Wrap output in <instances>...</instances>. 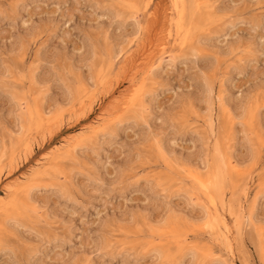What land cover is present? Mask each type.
<instances>
[{"label": "rangeland", "instance_id": "374dc122", "mask_svg": "<svg viewBox=\"0 0 264 264\" xmlns=\"http://www.w3.org/2000/svg\"><path fill=\"white\" fill-rule=\"evenodd\" d=\"M0 195V264H264V0H0Z\"/></svg>", "mask_w": 264, "mask_h": 264}, {"label": "bare ground", "instance_id": "6f19581e", "mask_svg": "<svg viewBox=\"0 0 264 264\" xmlns=\"http://www.w3.org/2000/svg\"><path fill=\"white\" fill-rule=\"evenodd\" d=\"M162 1V0H161ZM198 2V1H197ZM172 3V2H171ZM166 6V5H165ZM167 8V7H166ZM160 9V8H159ZM157 10H158V8H157ZM153 11H156V10H153ZM154 17H156L154 14H152ZM177 15V14H176ZM160 16V15H159ZM159 16H157V17H159ZM165 16V15H164ZM164 16H162V17H164ZM156 17V18H157ZM154 20H156V19H154ZM151 21V20H150ZM156 25V24H155ZM154 26V25H153ZM158 33V32H157ZM156 38V37H155ZM150 40V39H149ZM151 40H154V39H151ZM147 41L146 43H143V46H141L142 47V50H140L139 51V53L137 54L138 56L141 54V55H143L144 57L142 58L141 56H140V59L142 58V60H139V57H137V56H134L133 58H131L130 60H131V67L132 68H134L135 70L137 69V68H141V67H143V65H144V67L146 66H149L152 62H153V60H154V57H155V50H153V45L154 44H152V41ZM153 46V47H152ZM117 55V54H116ZM138 58V59H137ZM144 62H146V63H144ZM144 63V64H143ZM128 65V64H127ZM126 65V66H127ZM129 66V67H130ZM124 67H125V65H124ZM132 68L129 70V71H126V70H123V68H122V70H123V75H122V78H124V77H126V76H129L130 75V79H129V82H131V90H127V92L129 91H131L132 93H133V96H131V98L130 99H134V97H135V95L138 93V89L140 88H138V86L136 87V85H135V83H134V79H135V75H136V73H137V70H136V72H135V70L133 69V71H132ZM140 71V70H139ZM121 72V71H120ZM117 76H118V74H117ZM118 78V77H117ZM119 79V78H118ZM124 80V79H123ZM116 81V80H115ZM120 83V82H119ZM142 83V82H141ZM145 84V83H144ZM140 90V89H139ZM126 92V91H125ZM85 93V92H84ZM87 95V94H86ZM120 95V94H119ZM128 96V95H127ZM129 97V96H128ZM83 98V97H82ZM126 102V101H125ZM130 102V101H129ZM127 103V102H126ZM125 103V104H126ZM122 104V103H121ZM124 104V103H123ZM111 105V104H110ZM109 105V106H110ZM90 106V105H89ZM124 106V105H123ZM91 108V107H90ZM123 108V107H122ZM111 109H112V107H111ZM112 115V114H111ZM108 116H110V115H108ZM99 117V116H98ZM97 118V117H96ZM117 118V117H116ZM100 120L101 119H104V118H99ZM99 120V121H100ZM95 121H97V120H95ZM97 123H98V121H97ZM96 127H98V126H96ZM95 127V128H96ZM104 131V130H103ZM102 131V132H103ZM68 140V139H67ZM221 142V141H220ZM61 147V146H60ZM75 150V149H74ZM32 152V151H31ZM52 152V151H51ZM48 160V159H47ZM56 161V160H55ZM49 167V166H48ZM57 170V169H56ZM190 170V169H189ZM196 171V170H195ZM188 172V171H187ZM44 173V172H43ZM189 173V172H188ZM196 174V173H195ZM223 174V173H222ZM221 174V175H222ZM41 175V174H40ZM195 178V177H194ZM212 178V177H211ZM250 178V177H249ZM222 179H224L223 177H222ZM204 180V179H203ZM222 181V180H221ZM202 182V181H201ZM200 183V182H199ZM13 185V184H12ZM200 185H202V184H200ZM206 187L205 189H207L209 186L208 185H205V184H203V187ZM213 188L215 189V190H219V188H220V183H219V181H218V179L216 178L215 180H214V183H213ZM202 189V188H201ZM32 190V189H31ZM30 193V192H29ZM209 196V195H208ZM31 197V196H30ZM0 198H3V196H1L0 195ZM254 206V205H253ZM242 208V207H241ZM204 214H205V212H204ZM223 214V213H222ZM240 215V214H239ZM238 215V217L240 218V216ZM204 218V217H203ZM248 218V217H247ZM246 219V218H245ZM208 220V219H207ZM230 244V243H229ZM229 248V247H228ZM213 258V257H212ZM223 262V261H222ZM226 263V262H225ZM224 264V263H223Z\"/></svg>", "mask_w": 264, "mask_h": 264}]
</instances>
